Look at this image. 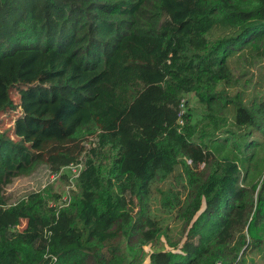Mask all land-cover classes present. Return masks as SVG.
Returning <instances> with one entry per match:
<instances>
[{"label":"trees","instance_id":"obj_1","mask_svg":"<svg viewBox=\"0 0 264 264\" xmlns=\"http://www.w3.org/2000/svg\"><path fill=\"white\" fill-rule=\"evenodd\" d=\"M262 59L264 0H0V114L15 88L78 110L64 140L0 132V264L264 259ZM82 154L62 206L7 203L14 178Z\"/></svg>","mask_w":264,"mask_h":264},{"label":"rangeland","instance_id":"obj_2","mask_svg":"<svg viewBox=\"0 0 264 264\" xmlns=\"http://www.w3.org/2000/svg\"><path fill=\"white\" fill-rule=\"evenodd\" d=\"M258 65L261 66L260 79L264 81V59L260 60ZM257 78V75H255V78L248 76L247 80L251 81V83L245 86V88L250 87V84H253L252 82ZM42 95L47 98L46 101L41 99ZM11 96L14 107L0 114V132H8L9 137L14 141L21 140L26 145H34L44 135H55L64 140L72 133L73 126L78 117L75 98L69 97L53 100L51 99L52 96L50 95V97L46 92L42 94L37 92L34 94V92L19 91L16 88L12 90ZM190 100L191 102H195L192 96H190ZM97 140L96 134L88 136L85 149L91 148ZM105 148L109 149V147ZM78 158V161H80L78 164L68 166L60 165L56 171L57 174H54L55 172L52 170V163L50 162V160L54 161V158L47 157L45 162L33 167L28 174L14 178L4 188L7 203H15L30 193L43 190L44 200L49 206H62L64 204L62 197L66 192H68L70 199L74 194L79 193V182L81 173L86 172L87 157H84V154H82ZM174 190L176 191L178 189ZM181 193L183 194V192ZM160 196V192H154L156 202L159 201L158 198ZM254 198L256 199V195ZM152 208L155 210L153 205ZM168 222L169 220H167ZM24 226L25 221H22L17 229L21 230ZM170 227L174 234H178V230L181 228V222L173 220L170 223ZM255 236L260 238L257 232ZM162 239L164 238L162 237ZM124 244L123 239H120L121 248ZM260 246L264 249V237L262 242H260ZM248 257L250 258L252 255H248ZM259 257L260 255L255 257L257 264H264V259L260 260Z\"/></svg>","mask_w":264,"mask_h":264},{"label":"built area","instance_id":"obj_3","mask_svg":"<svg viewBox=\"0 0 264 264\" xmlns=\"http://www.w3.org/2000/svg\"><path fill=\"white\" fill-rule=\"evenodd\" d=\"M70 165H71V164H70ZM72 165H73V164H72ZM63 199H64V200H67V196H64Z\"/></svg>","mask_w":264,"mask_h":264}]
</instances>
